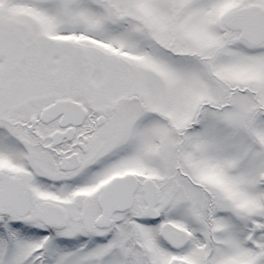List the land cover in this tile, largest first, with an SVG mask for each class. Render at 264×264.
Segmentation results:
<instances>
[{
    "label": "snow or ice",
    "instance_id": "6c2138e0",
    "mask_svg": "<svg viewBox=\"0 0 264 264\" xmlns=\"http://www.w3.org/2000/svg\"><path fill=\"white\" fill-rule=\"evenodd\" d=\"M0 264H264V0H0Z\"/></svg>",
    "mask_w": 264,
    "mask_h": 264
}]
</instances>
